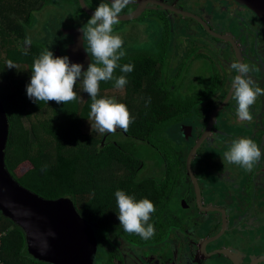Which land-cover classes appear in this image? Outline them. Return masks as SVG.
Masks as SVG:
<instances>
[{"label": "trees", "instance_id": "obj_1", "mask_svg": "<svg viewBox=\"0 0 264 264\" xmlns=\"http://www.w3.org/2000/svg\"><path fill=\"white\" fill-rule=\"evenodd\" d=\"M41 1L44 0H12L11 8L7 0H0V51L4 53L3 61L0 59V90L10 87L12 90L9 97L0 94L10 125L6 168L20 185L40 197L70 198L86 222L96 224L93 229L102 245L104 238L111 242L118 236L137 245L159 243L165 238L161 234V223L178 222L170 207L174 206L178 181L187 177L186 159L191 148L183 144L184 126L196 123L198 127H205L214 108L228 94L229 87L219 86L211 91L193 85L183 90L178 83L183 70L179 66L178 73L170 76L173 63L171 59L167 62L166 46H163L158 53L146 50L122 56L118 61L121 67L134 65V70L128 74L122 73L120 67L114 71V77L126 75L128 83L124 88H116L114 80L100 83L98 99L114 97L129 110L133 122L127 132L119 129L114 134L100 133L94 127L95 122L90 117L91 104L87 105L92 101L79 81L74 87L77 94L74 101L66 104L55 101L33 103L27 97L26 85L30 83L34 60L47 48L40 41H33L29 48L19 47L26 34L25 26L17 21V17L24 14L26 8V14L30 13L29 9ZM186 20L194 22L191 18ZM30 21L31 18L27 17L26 22ZM157 21L162 32L173 31V23L170 24L164 14L158 13ZM67 31L63 29L61 35ZM77 32V29L72 30L68 41L64 43L62 40L61 43L74 42ZM52 45L53 50L56 49L57 42L53 40ZM9 60L27 75L10 79ZM221 78L215 79L221 82ZM213 98L214 101L209 102ZM236 129L238 132L233 131L240 133L242 138L251 139L249 130L247 133L241 128ZM166 132L170 135L167 136ZM110 136L115 138L110 139ZM253 142L260 149L264 147V141L254 139ZM139 148L151 150V155L158 158L155 160L162 163L159 174L142 173L146 162L139 157ZM24 162L31 163L32 167L17 176L15 171ZM117 190L124 191L137 202L147 198L154 204L155 211L149 220L155 229L152 238L144 240L123 230L118 220ZM258 222L259 229L264 230V220ZM3 230L7 231L0 245L3 264H51L30 255L21 227L0 212V231ZM100 251L97 257L101 256ZM112 255L110 253L108 261Z\"/></svg>", "mask_w": 264, "mask_h": 264}, {"label": "flooded vegetation", "instance_id": "obj_2", "mask_svg": "<svg viewBox=\"0 0 264 264\" xmlns=\"http://www.w3.org/2000/svg\"><path fill=\"white\" fill-rule=\"evenodd\" d=\"M131 1H134L136 3H129L120 15L132 13L137 8V6L139 5L138 3L140 2V0H131ZM155 1H159L164 4L172 5L177 8L186 10L183 8V5L186 4V0H175V1L155 0ZM225 1L230 3V5H226V6L222 5L221 10L226 11L228 8L232 10L235 9L234 14L236 13L238 19L240 18L242 22V23H238L239 26L234 25L235 28L233 29L230 26L229 30H231L232 33L229 31L225 32L222 30H218L212 27V21L214 22H218V21H216V17L213 14H211L210 11L207 10V5L201 6L200 1L196 5L197 9H193L192 11L191 10H186V11H190L201 17L207 23L210 29H212L216 33L232 38L235 41L236 45L240 49L243 63L248 64L250 66L251 69L249 73L250 77L255 83H257L258 79L263 78L262 75L257 76L259 72L258 68L260 70H262V67L264 68V58L262 57L264 56L262 55L264 49H262L263 52L260 51L261 47H264V0H262V2L255 3V6L258 7V10H255L254 8H251L247 5H243L237 2L236 0H225ZM7 2L8 5L10 4L12 8V0H7ZM60 2L64 5H67L68 7L70 6V8L66 10L65 6H63L62 4L61 6L59 5ZM84 2L90 9L94 11L100 3H106L109 6L111 5L109 2L104 0H93V1L84 0ZM216 3L218 4L217 1ZM41 5H44V7H42V14L44 13L46 17L45 19H48L47 17H49L52 14V12L50 11L51 14L46 15L47 11L49 10L59 11V14L63 18V22H65V25H63L62 28L64 29V31L68 30L67 32L64 33V35H61V37L65 36V39L67 38L66 41H68L69 33L72 32V30L76 31L77 29L78 31V29H80L81 27V29L83 30L84 48L88 53V55L90 56L92 62L93 56L91 54L90 46L87 40V28L89 27L87 22L91 17L82 10L79 0H44L38 3V5L31 7L29 9L30 11V13H28L29 15L26 14L27 11L26 8L23 11L24 14H19L20 18H23V22L21 23V25L25 26L24 33L26 32L29 33L30 31H34L35 26L38 27L37 20L35 21L37 17L35 11ZM158 13L164 14L166 18L170 19L171 23L173 21V18L176 16L178 17V19L179 18L183 20L186 19V17H183L177 13H174L170 10H165L163 7L159 6L154 2H148L146 4V9L142 14L143 15L150 14L153 20H156ZM27 17L31 18L30 23L26 22ZM17 21L20 23V19H18ZM191 23L197 25L198 28L202 31V33H204L205 36L204 39L203 37L202 39L206 41L207 45L209 44V46H206L207 53H210L211 51L214 52L213 57L211 58L212 60L206 61V63L212 65L213 73L216 77L222 76L219 86L222 87L224 85H227L230 90L232 86V80L236 75H238V73L235 70H232L229 72V74H227L222 66L227 65L226 62L230 64V66L233 62H238L237 55L233 46L227 40H222L220 38L214 37L211 34H209L199 22L194 20V22ZM173 34H174L173 31L172 32L160 31L157 34L155 41L157 43L159 52H161L163 46H166L167 48H169L168 51L171 54H173V52L176 50L174 55L177 56L178 60L180 58L184 59L187 56H189L187 54L191 51H195L197 56V54L201 50L200 48L192 49L189 52L188 51L185 52V49L180 47V43L182 42V40L179 38H176L174 40ZM205 37L208 39H206ZM72 43L73 42L66 45H71ZM175 47H177L178 49L177 48L175 49ZM55 51L56 49L53 50V54H55ZM255 52L259 56L258 59L256 57H253V53ZM216 65L218 66L220 73L216 71ZM252 71H256V72H252ZM209 100H208L209 102L214 101V98L213 100L212 99ZM230 104H232V106L235 105L237 106L235 100L231 97L229 102L223 108V110L219 112L218 115L216 116L215 125L211 130L212 133H210L208 138L202 143L200 147L201 149L200 152L197 153L195 159L192 162L193 171L200 186V195H201L200 206L196 201V194L194 191L193 183L187 174L186 176L188 178L187 177L185 178L184 176L182 177L183 180L181 178V181L180 180L178 181L179 190L182 191V194L180 195L179 198H176L177 200L174 206L170 207L171 208L170 210L174 215V217L177 218V220L181 219V221H178L177 223H161L160 225L161 234H163L165 237L162 238L161 242L155 244L137 245L128 242L125 238L121 236H118L114 239L112 238L111 242H107L106 238H104L105 243H103L102 245L100 244V237L95 233L93 229V226H95L96 224L89 223L94 231V235L97 240V249L94 254L93 264H96L97 261L102 257V254L104 253L105 249L107 250L106 247H108V245H110V247H112L113 250H109L107 252L105 250V252L109 256L110 253L114 254V251L116 250L120 258V264H134L136 262L137 264H139V262H141V264H202V262L203 264H207V260H211L213 264H237V263L264 264V230L259 229L260 224L258 222L259 219L262 221L264 220V209L263 212L260 213L259 210H261L263 207H259L256 201L258 200L259 203L264 204V153H262L261 159L253 165V169L251 172L245 170L243 167L239 165L229 162L226 163V165H228L229 167L227 168V170L223 171L222 174H226L227 172L228 175H230L229 171H231L232 177L238 178V183L230 182L226 180L227 177H223V176L220 177L216 175V173L219 172L217 166L220 161L217 162L216 157L212 158V156L215 154H213L211 157H210L211 154L209 155V157L205 155L206 148H208V145L206 144H208L212 134L216 132L217 135H221L223 133V135H221V138H218V141L220 142L215 141L213 145L211 144L212 148L216 149V151L218 152H220V149L222 148L223 150H226L227 148L230 149L231 143L233 141L242 138L241 135H238V137L235 136V133H237L233 131V129L235 128H241L243 130H246V127H249L252 141L254 139L256 141H260V140L262 142L264 141V122H262L263 119L262 110L264 108L262 107V108L254 109L253 106L250 107L252 109L250 111V114L252 115L253 121H255V119H261V121L260 120L259 122L246 121L243 122L242 125L234 126V123H230L231 118L234 122H236L235 120H237L238 123L240 122L239 118L236 115V110L229 113L226 112L225 113L226 116L221 121L219 120L220 118L219 115H224V111L229 108ZM209 119L207 121V124L209 122ZM207 124L205 127H198L196 123L191 125H185L183 131V135L185 136V143L192 141V139L195 138L197 132L200 133V136L198 137L199 139L204 133ZM188 127L192 128L191 134L187 133ZM226 129H230L229 132L232 134L230 137L227 138L224 135V133L227 132ZM261 134L262 137L260 136ZM218 143L220 145H218ZM184 146L186 147L188 145L184 144ZM190 148H192V146ZM196 159H198V161ZM223 162L225 163V161ZM194 164L198 166L197 170L194 169ZM209 173L213 177L223 179V181H225V183L227 184V188L240 189L239 190L240 192L236 194V199L238 203L237 206L229 203L223 205L219 201L213 202L209 198V195L210 193H212L213 190V188L211 187V182L209 180L210 179V176L208 175ZM206 183L210 187L208 188L209 192H205V189L207 188ZM231 193L234 194V190H231ZM252 198L254 199L252 200ZM240 200H244V204L240 203ZM180 206H182L183 209L180 210L181 208ZM206 208H215L217 210H211L206 212L205 211ZM218 209H222L226 213L227 224L224 233L219 238L208 242L205 245L206 252H203L200 247L201 241H203L209 236L218 233L222 228L223 214L220 211H218ZM177 213H179V216H177ZM212 213H215L213 217H211ZM250 215H253V218H256L257 222L252 220L250 218ZM236 216L240 218H237ZM243 216L244 218L242 220ZM185 218H187L188 222L182 221ZM189 220L190 222H196V223H190ZM199 223H201V225L198 226ZM244 223L245 224L254 223L259 229L258 233L254 235L251 234L248 237L244 234V232L240 233V230L243 229L242 225ZM204 224L207 226L206 228H202ZM175 235H177L178 237H175ZM116 241L118 242V244H116ZM258 241H260L261 243L260 247H263V251H261V254L257 257L256 256L253 257L252 259H245L248 256L247 247H251L253 244L256 246ZM122 243L125 244L122 245ZM222 249L229 251L235 257L236 261H234L232 258H230L229 256H227L225 253L222 252L211 253L215 250H222ZM99 251L101 252V256L97 257L96 255H98ZM124 251L125 254L122 253ZM197 253L199 260L196 259ZM189 257H194L197 260L196 263L189 262L188 260Z\"/></svg>", "mask_w": 264, "mask_h": 264}, {"label": "clouds", "instance_id": "obj_3", "mask_svg": "<svg viewBox=\"0 0 264 264\" xmlns=\"http://www.w3.org/2000/svg\"><path fill=\"white\" fill-rule=\"evenodd\" d=\"M130 2L131 0H112L110 6L100 3L93 12L87 22L89 25L87 40L96 63H89L86 71H82L83 64L70 62L68 56L54 57L52 51L44 50L34 60L30 83L26 85L27 97L33 103L55 101L57 104H66L77 99L74 87L78 81H82L83 91L92 101L90 117L95 122L94 127L100 133L114 134L118 128L127 132L133 118L126 105L112 99L97 97L102 81L114 80L118 89L124 88L128 83L126 75L114 77V71L118 67L125 74L134 70L132 64H125L122 67L118 64L124 55L119 51L123 46V40L119 35L112 34L113 26L119 22L120 14ZM25 44L30 45L31 39L26 38ZM230 67L238 73L232 80V98L237 104L236 115L240 121H251L249 109L258 97L264 96V88L254 86L255 82L249 75L251 69L248 64L233 62ZM7 68L12 69L16 66L9 60ZM261 155L260 148L252 139L240 138L232 142L225 159L251 172L253 165L261 159ZM115 197L119 209L118 220L123 230L129 234L139 235L144 240L152 238L155 229L149 220L155 211L154 204L147 198L137 202L122 190H117Z\"/></svg>", "mask_w": 264, "mask_h": 264}, {"label": "rangeland", "instance_id": "obj_4", "mask_svg": "<svg viewBox=\"0 0 264 264\" xmlns=\"http://www.w3.org/2000/svg\"><path fill=\"white\" fill-rule=\"evenodd\" d=\"M199 1L201 3V6L207 5V10L210 11V13L216 17V21H218V22L212 21V27H214L215 29L222 30L225 32H227V31L231 32V30H229L230 26L233 29V28H235L234 25L237 26L238 23H242L240 18L238 19L236 13L234 14L235 9L232 10V9L228 8L226 11L221 10L222 5H224V6L230 5V3H228L225 0H219V1L218 0H186V4L183 5V8L186 10H191V11L193 9H197L196 5H197V3H199ZM214 1H215V3H214ZM216 1L218 2V4L216 3ZM61 4L62 3L60 2L59 5L61 6ZM62 5L65 6L66 10H68V8H70V6L68 7L67 5H64V4H62ZM42 7H44V5L39 6L35 11V14H37L35 21L37 20L38 27L35 26L34 31H30L29 33H27V32L25 33L26 36H25V39L23 40L24 43L20 44L19 47L29 48L30 45L25 44L26 38H29V39H31V43L33 41H40L41 43H43L46 46L47 50L53 52V45H52L53 40L58 42V43L61 42L62 40L65 43L67 40V38L65 39V36L61 37V33L63 30L62 26L65 25V22H63V18L59 14V11H56V10L55 11L54 10L47 11L46 15L47 14L50 15L51 14L50 11L52 12V14L49 17H47L48 19H45L46 17L44 15V13L42 14ZM17 18L20 19V24H21L23 22V18H20V15H18ZM185 20L180 19V18L178 19L177 16L173 18L172 28H173V32H174V34H173L174 40L176 38H179L182 40L183 43L182 42L180 43V47L185 49V52L186 51L189 52L190 50L197 49V48H200L201 50L199 51L197 56H196L195 51H191L187 54L189 56H187L184 59L180 58L178 60V58H176L177 56L172 55L168 51L169 48L166 47L165 50L167 52L165 53V56L168 57L167 62L171 59V63H173L171 65L172 67L170 69V76L177 74L179 71V66H180V68L183 70V72L180 75V79H179L178 83H181L183 90H184V88H190L193 85H198L199 89H200V87H202V88H208L211 91H213V89L216 90L219 88L220 82L215 79L216 76L213 73L212 65H209L208 63H206V61L212 60L211 58L213 57L214 52L211 51L210 53H207L206 46H209V44L207 45L206 41L203 40L204 36H205L204 33H202V31L198 28L197 25H194L190 21H185ZM53 21H54V23H53ZM170 24H171V22H170ZM219 24H220V26H219ZM43 25H44V27H43ZM6 26H8V25H3V27H6ZM160 29H161V25H160V22L157 21V19L153 20V18H152V16H150V14H144V15L142 14L139 18L134 19V20L119 21L116 25L113 26L112 34L113 35H119L122 38L123 46L119 51L124 53L123 56H127L130 54L140 53L144 50L159 52L155 38L157 37V34L161 31ZM226 29H228V30H226ZM49 32H50V34H49ZM202 37H203V39H202ZM206 39H208V38H206ZM199 42H201L202 44ZM262 49H264V47H261V49H260V51L263 52ZM262 55H264V52ZM253 57H256L257 59L259 58V56L256 52L253 53ZM262 57L264 58V56H262ZM0 59L2 61L4 59V53L2 51H0ZM175 61H177V63ZM91 63H96L94 56L92 57ZM226 64L227 65H224L222 67L224 68L225 72L227 74H229V72L232 71V69H231V67H229L230 64H228L227 62H226ZM228 67H229V69H228ZM258 70H259V72H258L257 76L262 75L263 78L258 79V82L254 83V86L264 88V68L262 67V70H260L258 68ZM216 71L218 73H220L217 65H216ZM252 72H256V71H252ZM8 73L10 75V79H17L20 77H25L27 75L26 74L27 72L22 71V70H18L17 68H12V70H9ZM261 83H263V84H261ZM0 94L2 96L9 97L12 94L11 87L10 88H3L2 90H0ZM108 99H112L116 102L114 97L108 98ZM91 103L92 102H89L87 105H89ZM252 106L254 109L255 108H262V107L264 108V96L258 97L256 102ZM234 110H237V106L236 105L232 106V104H230L229 108L224 111V115H219V117H220L219 120L221 121L226 116V114H225L226 112L229 113V112H233ZM251 110L252 109L250 108L249 111H251ZM262 112H263L262 122H264V109L262 110ZM230 120H231L230 123H234V126L242 125L243 122H246V121H240L238 123L237 120H235L236 122H234L232 120V118ZM259 120L261 121V119H255V121H253V118H252L251 121L259 122ZM24 121H25V124L28 125L27 120L25 119ZM117 130H119V128ZM117 130H116V132H117ZM216 130H218V129H216ZM226 130H227V132H225L224 135L227 138V137H230L232 134L229 132L230 129H226ZM247 130H250L249 127H246V130H241V131H245L248 133ZM234 131H237V129L235 128ZM166 135L168 136V135H170V133L166 132ZM221 135H223V133ZM221 135H217V132L212 134V136L209 139L208 144H206V145H208V148H206L205 154L207 155V157H209L210 154L211 155L215 154L217 162L220 161L218 163V166H217L219 172H217L216 175H218L220 177L221 176L227 177L226 180H228L230 182L238 183V178L232 177L231 171H229L230 175H228L227 172H226V174H222V172L227 170V168L229 167L228 165H226V163H228V161L225 159V154L228 151L223 150V148H222V149H220V152H218V151H216V149L212 148V146H211V144L213 145L215 141L220 142V141H218V138H221ZM238 135H239L238 133L235 134L236 137H238ZM199 136H200V133L197 132L195 138L192 139V141L186 142L183 144L188 145V147L190 148L191 146H193L195 144L194 142L198 139ZM113 138H115V137L110 136V139H113ZM226 138H223V139H226ZM230 142H231V140H230ZM218 145H220V144L218 143ZM263 148L264 147H261V149H260L261 153H264ZM151 153L152 152L149 149H141V148L138 149L139 157L142 159L143 162L144 161L146 162L145 165L143 166L142 173L147 174V175L152 174L151 176H153L154 174L155 175L159 174V172L161 171L160 165L162 163L159 164L155 160L158 158L155 155L152 156ZM196 160L198 161V159H196ZM160 161H163V160H160ZM223 161H225V163ZM31 167H32L31 163L24 162L16 169L15 173L17 176H21L24 173H26ZM197 168H198V166L194 164V169L197 170ZM208 175L210 176L209 180L211 182V187L213 188L212 193H210V195H209V198L213 202L219 201L223 205L226 203H229V204H234L237 206L238 203H237V199H236V194H238L240 192L239 191L240 189L239 188L229 189V188H227V184L225 183V181H223V179L213 177L210 173ZM206 186H207V188L205 189V192H209L208 188H210V187L207 183H206ZM242 189H244V188H242ZM183 190H184V188H183ZM231 190H234V194L231 193ZM181 194H182V191L178 189L177 193L175 194L177 196H175V197L179 198ZM175 197L173 198L174 199L173 204H175V202L177 200ZM253 199L254 198H252V200ZM256 201H257V204L259 205V207H263L261 210H259V212L262 213L263 209H264V204L259 203L258 200H256ZM240 203L244 204V200H240ZM180 207H181L180 210L183 209L182 206H180ZM214 215H215V213H212L211 217H213ZM253 215H250V218L257 222V219L253 218ZM177 216H179V213H177ZM237 218H240V217H237ZM243 218H244V216L242 217V220H243ZM177 221H181V219H178ZM182 221L188 222L187 218H185ZM232 223H234V222H232ZM244 224L242 225L243 229L240 230V233L244 232V234L247 237L250 236L251 234L254 235V234L258 233L259 229L254 223H248L245 225ZM263 224H264V222H263ZM199 225H201V223H199L198 226ZM206 227L207 226L205 224L202 226V228H206ZM3 231L5 233L7 232L6 230H3ZM175 237H178V236L175 235ZM116 244H118L117 241H116ZM124 244L122 243V245H124ZM260 244H261L260 241H258L256 246L253 244L251 247H247L248 248V256L245 259H252L255 256L256 257L259 256L261 254V251H263V247H260ZM106 248H107V250L105 249L106 252L109 250H113V248L110 247V245H108V247H106ZM105 250H104V253L102 254V257L97 261L96 264H120V258H119L118 252L116 250L114 251V254L112 255L110 261L107 260L108 255L105 252ZM122 253L125 254V251ZM196 259L199 260L198 253L196 254ZM196 259L194 257L188 258L189 262H191V263H194V262L196 263V261H197ZM134 264H137V262ZM139 264H141V262H139ZM202 264H203V262H202ZM207 264H213V262L211 260H207Z\"/></svg>", "mask_w": 264, "mask_h": 264}, {"label": "water", "instance_id": "obj_5", "mask_svg": "<svg viewBox=\"0 0 264 264\" xmlns=\"http://www.w3.org/2000/svg\"><path fill=\"white\" fill-rule=\"evenodd\" d=\"M111 4L112 0H104ZM255 10L258 7L255 3L262 0H236ZM82 10L90 17L94 10L90 9L84 2L79 0ZM148 2H154L165 10H170L186 18H192L199 22L202 27L212 36L227 40L234 48L238 62L242 61L240 49L232 38L221 35L210 29L207 23L195 13L167 5L155 0H140L137 8L130 14L120 15L119 21H128L138 18L146 9ZM130 3H136L131 1ZM77 39L71 44L58 43L55 54L57 57L68 56L70 62L84 65L82 71L87 69L91 63L90 56L84 48L83 30L77 32ZM79 59L76 62V59ZM232 97V86L224 101L215 108L210 116L207 127L202 136L197 139L188 153L186 160L187 174L193 183L197 203L200 202V186L193 171L192 162L195 159L198 149L210 135L216 122V116L226 106ZM9 120L2 101L0 100V212L13 223L21 227L25 234L28 252L39 260L52 264H93L94 254L97 249V240L94 231L76 210L73 201L68 197L58 199H45L30 191L11 175L5 165L6 147L9 139ZM185 128V127H184ZM191 127H188V134H191ZM217 210L206 208L205 211ZM223 214V225L221 230L204 239L200 243L203 252H206L205 245L219 238L225 230L227 219L226 213L218 209ZM222 252L232 258L235 257L227 250H215L211 253ZM238 264V263H237Z\"/></svg>", "mask_w": 264, "mask_h": 264}, {"label": "built area", "instance_id": "obj_6", "mask_svg": "<svg viewBox=\"0 0 264 264\" xmlns=\"http://www.w3.org/2000/svg\"><path fill=\"white\" fill-rule=\"evenodd\" d=\"M4 233H5V232L0 231V245H1V239H2V236L4 235ZM0 264H2L1 259H0Z\"/></svg>", "mask_w": 264, "mask_h": 264}, {"label": "bare ground", "instance_id": "obj_7", "mask_svg": "<svg viewBox=\"0 0 264 264\" xmlns=\"http://www.w3.org/2000/svg\"><path fill=\"white\" fill-rule=\"evenodd\" d=\"M78 61H79V59L77 58V59H76V62H78Z\"/></svg>", "mask_w": 264, "mask_h": 264}]
</instances>
